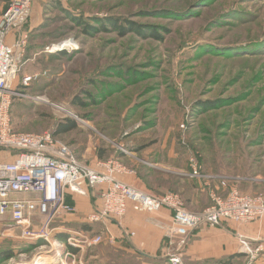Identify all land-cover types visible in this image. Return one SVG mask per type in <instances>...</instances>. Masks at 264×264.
<instances>
[{"label": "rangeland", "instance_id": "374dc122", "mask_svg": "<svg viewBox=\"0 0 264 264\" xmlns=\"http://www.w3.org/2000/svg\"><path fill=\"white\" fill-rule=\"evenodd\" d=\"M36 2L23 30L36 26L30 44L41 50L40 60H29L22 73L35 66L48 75L14 102L16 130L55 131L59 121L72 118L79 127L58 138L88 165L111 155L119 160L128 148L118 142L122 139L128 144L145 139L148 153L139 150L140 160H121L149 187L179 193L192 212L209 204L207 189L190 176L192 159L208 181L226 178L243 195H264V0ZM4 3L0 0V15ZM94 17L148 25L146 30L154 28L162 38L121 32L110 24L88 33L75 21L99 27ZM71 40L78 49L45 50ZM207 100L217 107H197ZM2 231L0 250L11 249L14 256L0 264H59L65 252ZM187 245L188 240L183 252ZM258 257L253 264H262ZM74 259L75 264H168V257H142L125 242H103L78 251ZM183 263L192 264L184 258Z\"/></svg>", "mask_w": 264, "mask_h": 264}, {"label": "built area", "instance_id": "2783aa9c", "mask_svg": "<svg viewBox=\"0 0 264 264\" xmlns=\"http://www.w3.org/2000/svg\"><path fill=\"white\" fill-rule=\"evenodd\" d=\"M35 2L8 0L0 15V224H5V229L15 228L19 239L44 242L51 252L63 249L59 264H75L78 251L103 242L115 243L116 236L108 225L111 222L119 225L122 238L135 235L122 224L129 204L149 213L166 209L171 212L170 222L164 226L169 244L168 264H184L182 249L198 227L219 226L227 221L249 223L264 216V195H243L236 186L224 181L222 184L229 187L225 196L211 190L212 204L192 212L179 193L157 195L120 180L119 174L134 170L119 160L102 159L88 165L55 131L16 130L11 113L13 99L26 96L27 88L48 75L47 70L22 73L29 45V31L23 30V26L30 20ZM10 36L13 38L9 41ZM61 44L45 50L56 54L78 49L72 40L70 44ZM9 155L13 159H7ZM191 161L194 163L190 176L210 185V178L202 173L200 165L194 159ZM96 188L100 190V201L85 218L89 224L102 223L103 228L92 232L69 225L78 212L75 198L89 197ZM241 243V252L247 256L248 264H253L260 248L254 249L245 238ZM71 248L78 249L77 253Z\"/></svg>", "mask_w": 264, "mask_h": 264}, {"label": "crops", "instance_id": "0c3cea01", "mask_svg": "<svg viewBox=\"0 0 264 264\" xmlns=\"http://www.w3.org/2000/svg\"><path fill=\"white\" fill-rule=\"evenodd\" d=\"M7 3H4V8L6 7ZM37 7V2L34 5L33 12L35 13V8ZM33 13V14H34ZM32 14V15H33ZM33 27V28H32ZM36 27L35 25L30 27V30L34 29ZM13 36L9 37V41L12 40ZM38 54V53H37ZM36 53L33 54L35 57L37 55ZM29 60H34L35 58L28 59L26 65L29 63ZM24 68H27L24 67ZM30 70L27 71L25 74L28 73H34L36 72L37 68L33 66L32 68L29 66ZM37 83L33 84L36 85ZM30 88V87H29ZM126 139H122L118 142H120L121 145H126L128 148L125 149V151L120 152L119 156H116L117 159L120 160L124 165V163L121 159L125 157H133L135 160H140V157L137 155V151L145 152L146 148L145 145L148 143L147 140H139L132 142L130 141L129 144L126 141ZM148 153V152H145ZM144 157L147 162L149 161L146 159L148 156L145 155ZM114 156L111 155V159H113ZM7 159H13L11 155L7 157ZM102 160V159H100ZM143 160V159H142ZM99 160H96V162ZM95 162V164H96ZM145 162V161H144ZM94 162H92L91 165H95ZM153 166V168L156 169V166L153 164H150ZM127 166V164H126ZM130 169L134 170L132 173L128 174H119L118 178L125 183L132 185L138 189L160 195L162 193L171 191L169 188H166L164 186H154L149 187L147 183L144 181L143 176L141 173L137 172V170L130 165H128ZM194 181V184L197 185L200 189L205 192L204 187L207 189L208 192V198H209V204L205 206L204 208L208 207L212 204L211 199V190L215 191L221 196H225L228 191L229 187L224 186L222 182H226L227 184H231L228 182H231L230 180L226 179H218L214 181H210V185H206L205 181L197 178H192ZM99 188H96L93 192V194L89 197L84 196H77L74 200V203L77 206L78 212L74 217H71L72 223L69 225H74L76 228H82L87 231L92 232H99L103 225L100 222H96L94 224H89L86 221L85 216L89 214L91 211H93L95 204H97L99 199ZM205 192V193H207ZM198 194L191 196L190 199L195 198ZM186 200V199H185ZM187 203V202H186ZM188 205V204H187ZM189 207V205H188ZM171 219V212L164 209L161 210L158 213H149L145 211H140L136 208L134 204H129V208L127 211V214L125 215L122 224L123 227L129 231V232H135V235L133 237L129 238H122V231L119 225L115 222H111V224H108L111 228V231L116 236L115 243L120 244L122 242H125L130 245V249L134 252H140L147 257L150 258H162L167 257V251L169 250V244L167 239L165 238V230L164 226L170 222ZM0 227H3L2 232H12L14 237H17V230L15 228L5 229V224H0ZM245 238L249 241L250 245L256 249L260 248V251L258 252V260L262 264H264V216L253 222L249 223H238L233 221H227L223 222L219 226H210V225H203L198 227L196 230L192 231L188 238V245L185 248V251L183 252V258L188 263L192 262H199V261H205V260H217L221 258H225L234 254L242 253V243L241 240ZM244 254V253H243Z\"/></svg>", "mask_w": 264, "mask_h": 264}, {"label": "trees", "instance_id": "16d2710c", "mask_svg": "<svg viewBox=\"0 0 264 264\" xmlns=\"http://www.w3.org/2000/svg\"><path fill=\"white\" fill-rule=\"evenodd\" d=\"M6 3H8V0H6ZM93 20H94V23L97 25H98V23H100L99 27H95V26L86 24V21H84L82 18H78V19L75 18V21H77L79 23V25H82V24L85 25V27H86L85 31H87L88 33H91V32L94 33L96 31H98V29L106 28V26H107L106 24H108V25L110 24L121 32H124L127 30H133L134 32H137L139 35H141L143 37H153L156 39L162 38V33L158 32V30H156L154 28L151 30H146L148 28H151V26L140 25L139 23H137L135 21H129V20L122 21V20H119L117 18H107V19L105 18V19H103V18H99V17H94ZM31 31L32 30L29 31V33H30L29 45H28L26 58L30 59V58L34 57L33 53H36V54L38 53L36 55V57H34L37 60V59H39L38 56L40 57V54H41L40 51L41 50L39 49V50L33 51L32 44H30L31 43V36H32ZM66 53L67 52H62L61 54H66ZM28 89L29 88H27L25 92H27ZM18 99H19V97H15L13 99V105H14V102ZM13 105H12V109H13ZM201 106H202V109L204 108V110H206V109L209 110V109L217 107V103L213 100L201 101L197 104V107L201 108ZM11 113H12V110H11ZM78 127H79V124L76 120H74L72 118H66L65 120L59 121L57 123L56 128H55V135L57 137H60V135L67 134V133L77 129ZM172 192H175V191H172ZM127 245L130 247L129 244H127ZM71 250L75 253H77V251H78V249H76V248H71ZM136 253L142 257L147 256V255L140 253V252L139 253L136 252ZM13 256H14V253H13V251H11V249H9V250H2L1 249L0 250V262L6 261V260L12 258ZM244 259L248 260L247 256L243 253H238V254H234V255H231V256H228L225 258H221V259H217V260H205V261H199V262H195V263L192 262V264H243V262L245 261Z\"/></svg>", "mask_w": 264, "mask_h": 264}, {"label": "bare ground", "instance_id": "6f19581e", "mask_svg": "<svg viewBox=\"0 0 264 264\" xmlns=\"http://www.w3.org/2000/svg\"><path fill=\"white\" fill-rule=\"evenodd\" d=\"M66 48V47H65Z\"/></svg>", "mask_w": 264, "mask_h": 264}]
</instances>
